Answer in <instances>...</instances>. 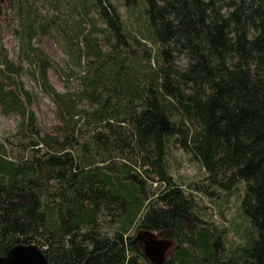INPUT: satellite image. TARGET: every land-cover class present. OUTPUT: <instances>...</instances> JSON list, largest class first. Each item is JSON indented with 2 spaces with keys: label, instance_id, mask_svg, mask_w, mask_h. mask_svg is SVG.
<instances>
[{
  "label": "trees",
  "instance_id": "1",
  "mask_svg": "<svg viewBox=\"0 0 264 264\" xmlns=\"http://www.w3.org/2000/svg\"><path fill=\"white\" fill-rule=\"evenodd\" d=\"M0 115L17 120L0 139L1 256L264 264V0H0ZM175 151L203 177L179 183ZM221 192L230 226L203 198ZM140 232L173 242L164 262Z\"/></svg>",
  "mask_w": 264,
  "mask_h": 264
},
{
  "label": "rangeland",
  "instance_id": "2",
  "mask_svg": "<svg viewBox=\"0 0 264 264\" xmlns=\"http://www.w3.org/2000/svg\"><path fill=\"white\" fill-rule=\"evenodd\" d=\"M52 12V9L49 11ZM6 44L8 48L14 53L19 48V39L15 38L13 35H7ZM47 47H49L53 57L59 62L64 69H69L68 66V56L67 54L60 49L55 43H45ZM52 79L56 86L59 89H62L61 83L57 79L55 75L52 76ZM28 86L35 87L34 82L29 81ZM41 114L47 121H50L52 118V113L50 110V101L47 98H43L41 102ZM17 120L15 118H7L0 115V139H4L6 136H9L16 128ZM173 174L176 180L179 183H189L192 180H198L203 177V170H200L199 164L194 161H189L187 155H185L181 151H175L173 157L171 159ZM224 193L221 192L220 196L216 199V202L210 201L207 196H203L206 204L214 205L212 208V212L214 214V220L219 225L230 226L231 223L228 222L229 219L232 218L236 213L237 202L235 197H230L227 202L226 198L223 197ZM223 215L225 217H223ZM140 247L146 251L149 255H152V249L155 250L154 244L157 242L163 243V245L167 246L165 251L161 249H157L158 257L155 261H165L173 250V242L169 241L162 236L159 235H150L145 233H139L137 235ZM234 239L235 241L239 240V236L230 232V240ZM151 257V256H150ZM152 258V257H151ZM153 259V258H152Z\"/></svg>",
  "mask_w": 264,
  "mask_h": 264
},
{
  "label": "water",
  "instance_id": "3",
  "mask_svg": "<svg viewBox=\"0 0 264 264\" xmlns=\"http://www.w3.org/2000/svg\"><path fill=\"white\" fill-rule=\"evenodd\" d=\"M149 125L156 126L161 124L163 128L170 129V123L165 117L159 121L149 119ZM155 250L152 249V258H157V249L163 251L167 250L165 245L161 242L153 243ZM153 260H156V259ZM0 264H51L44 254L42 248L37 244H18L13 247L5 256L0 255Z\"/></svg>",
  "mask_w": 264,
  "mask_h": 264
},
{
  "label": "flooded vegetation",
  "instance_id": "4",
  "mask_svg": "<svg viewBox=\"0 0 264 264\" xmlns=\"http://www.w3.org/2000/svg\"><path fill=\"white\" fill-rule=\"evenodd\" d=\"M154 258H155V257H154ZM154 258H153V259H154ZM155 259H157V258H155Z\"/></svg>",
  "mask_w": 264,
  "mask_h": 264
}]
</instances>
